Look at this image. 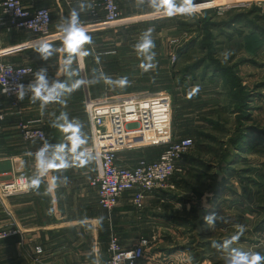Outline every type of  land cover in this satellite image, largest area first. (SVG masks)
<instances>
[{"label": "crops", "instance_id": "crops-1", "mask_svg": "<svg viewBox=\"0 0 264 264\" xmlns=\"http://www.w3.org/2000/svg\"><path fill=\"white\" fill-rule=\"evenodd\" d=\"M22 1L28 7H48L52 10L53 24L49 31V37L39 40L42 38L35 37L26 31H6L0 28V61L15 66H30L35 71L44 67L47 68V75L50 80L59 79L71 82V78L61 70V65L67 55H65V52H56L48 61H44L35 49L42 43H50L59 49L62 46L63 33L57 26L66 16H69L71 9L76 8L78 10L80 4L85 5L80 14L87 13L89 24L93 25L90 27L103 25V13L100 14L98 19L91 18L89 15L91 7H88V5H91L92 0ZM199 1L202 0H193V3ZM222 1L226 0H216L215 3ZM215 3H206L203 6L210 7ZM238 3H244V0H233L230 3L231 8L223 12L241 13L244 7L237 5ZM226 5L229 4L218 6V9ZM197 8L194 7V10ZM55 10L57 14L61 11V20L58 21L57 25L54 24ZM80 17H83V14ZM129 22L131 21L124 20L123 24ZM83 58L78 57L80 65H83ZM256 65H259L258 62ZM243 83L247 86L244 79ZM218 87L223 89V83L220 80ZM259 93L262 97L256 98V102L264 100V89ZM90 94L92 96L91 92ZM31 95V92H29V96L22 102V116L8 113L5 121L0 124V183L11 182L20 176L30 178L36 173L34 154L40 148V143L37 140H25L21 128L24 123L43 121V123L37 125L41 126L48 135V142L54 145L61 144L65 142V133L54 127L53 124L62 112H66L69 119L78 118L82 120L80 121L83 125L82 132L85 139L88 140L89 125L87 117L86 114L84 117L81 116L85 113L87 92L79 107L75 106V101H71V94H65L61 102L49 103L43 114H41L40 102H32ZM94 96H92L93 99H100L104 94L102 93L99 96L97 93ZM215 99H218L219 102L213 105L214 112L220 107H225V92L219 93V96ZM221 100L224 102L220 103ZM3 103H6V101L0 96V104ZM179 139H183V137ZM165 149V147L145 148L142 150L143 157L137 160L129 159L128 154L132 152L120 153L118 154L117 164L134 166L141 158L155 161ZM29 153L32 155H29ZM122 154H126V158L122 157ZM189 155H185L177 164V169L180 171L185 170L182 173L184 176L188 171L190 172L186 169H192V165L185 159ZM252 156L254 155H249L248 158L254 165L263 162V160L253 162L250 158ZM206 162L208 165H214V161L211 159L206 160ZM97 173L98 165L94 159L85 167L50 171L43 177L38 190L30 189L29 193L9 198L0 197V229L13 228L19 231L17 235L0 243V264H108L110 258L109 243L112 236L118 238L122 248H132L141 238L151 239L159 235L160 232L158 231L166 229L164 227H174L176 219H186V215L193 217L194 208L199 210L197 203L201 202L204 197L198 199L191 186L192 184H188V189H183L182 181L178 178L180 183L170 184V188L167 187L146 196L142 209H138L133 205L132 192H125L121 196L118 206L109 214L101 208L97 191L90 185ZM201 174L204 175V178L201 179L205 182L212 180L214 175V173L210 174V171H201ZM54 176L67 177V183L60 181L53 183ZM195 176L197 175L195 174ZM232 180L228 179L227 185L233 186L238 191ZM240 188L242 189L241 185ZM239 193L241 192L238 191V195L235 196L241 199L242 194ZM184 194H189L191 198H187L185 201ZM226 194L232 195L224 189L214 196L213 205L216 204V200L222 199L223 204H221V207H224ZM193 195L195 198H193ZM179 209L185 212L186 215H181ZM245 213L251 217H249L251 227H254L262 218L258 213L251 214L246 210ZM226 217L222 218L224 220L222 224L228 219ZM259 233H254V236ZM222 239L226 238L223 237ZM38 247L42 248L41 254L36 252ZM144 261L145 259L139 264H144Z\"/></svg>", "mask_w": 264, "mask_h": 264}, {"label": "rangeland", "instance_id": "rangeland-1", "mask_svg": "<svg viewBox=\"0 0 264 264\" xmlns=\"http://www.w3.org/2000/svg\"><path fill=\"white\" fill-rule=\"evenodd\" d=\"M175 2L177 6L182 3L180 0H176ZM247 5H250V3L248 2ZM252 8L257 7H246L245 9L249 10ZM121 10L122 19L116 24H113V27L107 26L106 24L90 27L93 25L89 24V18L86 16L87 13H82L83 17H80V21L84 27L86 26V32L92 37L93 42L90 45H84V48L90 51V54L83 58L84 68L80 65L78 58L74 60L71 66L72 69L78 71V75L72 76L71 80L83 81L77 90L71 93V101H75V106L79 107L82 104L85 93L89 91L90 82L94 79L97 81L92 83L94 93L96 95L98 93L99 96L103 93L108 98L126 96L132 93L167 92L172 96L174 139H179L189 134L195 135L194 130L199 127L205 130L206 133L217 138L218 141L224 142L222 144H226L228 133L232 128L234 129V114L231 111H225L221 107L215 110L216 112L212 109L213 105L219 102V100L215 98L224 90L222 87H218L217 83H211V81H209L211 78L209 75L205 79H202L201 72H199L197 74L198 80L200 81L195 82L193 85L191 84L188 92L184 93L177 84L179 78L178 72L187 63L200 60L205 53H202L200 46H196L192 48L187 55L181 57L178 56V50L180 48L183 49L187 43L195 39L197 40L200 37L202 32L201 29L199 30L198 22L203 20L208 13L215 22L228 20L231 18L228 14L231 13L219 14L217 9H208L192 12L191 14L183 15L176 13L169 16L164 9L157 10L150 5H139L135 3L134 0L123 1L121 3ZM54 13H56L54 24L57 25L58 21L61 20V11L57 14L55 10ZM232 14H234V12H232ZM124 20L131 22L123 24ZM181 22L188 23V27L192 28L194 32L180 30L181 26L179 25ZM149 28L154 29L152 32V39L154 40L155 48L152 51L155 52V58L152 63L155 67L145 71L140 65L142 62L146 63V61H144L143 56L137 54L134 45L139 41L142 33ZM242 29L245 32L248 31L247 28ZM221 30H224L222 31L224 33H221ZM214 32L218 35L220 41L224 42L220 46L218 56L227 62L240 60L239 58L243 55V52L239 48L241 38L238 32L230 27L227 29L224 27L223 29L218 28ZM225 32L234 34L232 41H228L229 39L227 40L228 36ZM175 56L177 57L176 60ZM254 59L258 62V66L250 63L240 66V75L251 89H254L257 83L261 81L264 82V47L254 56ZM105 77L113 81H117L121 77H127L128 83L124 86L108 84L104 81ZM197 87L199 90L195 91ZM222 102L224 101L221 100L220 103ZM252 106V121L248 124L264 129V100L255 101ZM218 114L222 115V120H227L224 125V130L226 132L214 129L212 125L205 120V118L217 120L216 117ZM79 121L82 120L79 119ZM203 141L208 145H218V143H214L210 139ZM256 142H258V140H256ZM198 148L199 147L194 144V147L188 154L197 156L200 152ZM126 154H122V157H125ZM128 155L130 156L129 159L135 160L143 157L142 150L134 151ZM257 156L254 155L250 158L253 162H261V160H264V156ZM202 157L204 160L208 161V159H211L214 161L213 166L215 168L210 171V174L214 173L213 179L210 180L211 182H205V180L200 178L202 177V174L200 175L201 171L206 172L203 168L198 169L199 171L197 172H189L188 170L191 168L186 169L188 172L185 176L184 174L182 175L185 170L180 171L177 169L178 171L174 176L184 179L182 183L183 189H188L189 185L192 184L191 186L196 188V191H204V197L201 202L197 203L199 210L206 209L208 210L206 215L209 213H216L221 219L224 216H227L226 218L228 219H226L222 225L215 222L214 227L201 225L202 232L199 233L195 224L198 219L195 220L196 215L193 214V217L190 215L188 216L179 209L181 215H186L188 218H186V220L192 221L194 226H178L175 224L174 227H164L166 229L158 231L160 232L157 236L158 239L154 241L152 247L147 251L144 264H224V256L226 253L218 255L209 252L205 258H201L204 255L201 254L203 249L199 247V242L202 240H223V237L228 238L236 235L238 231L237 226L239 225L244 227V232L240 237L248 238V242H235L231 246L244 251L259 252L261 255H264V231L262 233L258 232L259 234L254 236L253 227L250 225L251 217L246 215L243 209L242 199H239L238 196L226 194V204L224 207H221V204H223V202H221L222 199L216 200V204L213 205L214 203L212 202L215 200V197L214 193L211 191L212 185L217 177L215 174L217 160L213 156H208L206 153H202ZM195 174L198 177H196ZM173 177L167 183L168 188H170V184L174 183ZM232 183L235 184L238 191L241 192L239 194H242L243 192L238 181L233 179ZM220 188L221 186L218 187L217 192H219ZM183 197L185 201L187 198H191L189 194H184ZM193 198H195L194 195ZM197 234L204 235V238L202 240L200 237L195 239Z\"/></svg>", "mask_w": 264, "mask_h": 264}, {"label": "built area", "instance_id": "built-area-1", "mask_svg": "<svg viewBox=\"0 0 264 264\" xmlns=\"http://www.w3.org/2000/svg\"><path fill=\"white\" fill-rule=\"evenodd\" d=\"M124 0H92L89 15L98 19L103 13V22L112 26L122 19L121 3ZM212 0H202L194 4H203ZM139 5H150L149 0H134ZM250 5H247V3ZM237 5L257 7L264 17V0H244ZM231 8L215 6L202 10L217 9L223 14ZM224 11V12H223ZM198 12V11H193ZM188 14V13H185ZM183 14V15H185ZM53 24L52 10L48 7L32 8L22 0H0V28L6 31L21 30L42 38L49 37ZM119 25V24H118ZM113 27V26H112ZM175 56V60H176ZM36 71L30 66H15L0 61V96L6 103L0 104V124L8 113L23 115L22 102L19 99V84L28 85L34 79ZM85 114L89 125V137L84 148L89 149L96 157L97 176L90 185L96 189L100 206L111 214L118 206L125 192H132V203L142 209L149 194L164 189L177 172V164L194 147L191 138L175 140L172 124V96L167 92L132 93L126 96L111 97L106 95L93 99L87 92ZM38 122H27L21 125L25 140H37L40 147L48 141V135ZM148 147H165L155 161L141 158L134 166L118 165V154L134 152ZM20 176L11 182L0 183V197L9 198L29 193L30 189L21 183ZM13 228L0 229V243L17 235ZM157 237L141 238L132 248L124 249L118 238L112 236L109 243L110 258L108 264H139L145 259L147 251ZM37 254L42 248H36ZM131 253V256L129 254Z\"/></svg>", "mask_w": 264, "mask_h": 264}, {"label": "trees", "instance_id": "trees-1", "mask_svg": "<svg viewBox=\"0 0 264 264\" xmlns=\"http://www.w3.org/2000/svg\"><path fill=\"white\" fill-rule=\"evenodd\" d=\"M230 13L231 14L228 15H230L231 18L223 20L222 22H215L208 13L203 20L198 22L199 30L201 29L202 32V34L200 33V37L197 40L195 39L187 43L183 49L180 48L178 50V56L181 57L187 55L192 48L196 46H200L202 53H205L200 60L189 62L181 68L178 72V87L180 86L184 93H187L189 86L198 81L197 73L199 72H201L202 79H205L209 75L212 83L218 84L220 80L223 83V90L226 98V105L223 109L225 111H231L235 117L234 129L232 128L233 130L231 129L228 133V140L225 142L226 144H222L224 142L218 141L217 138L206 133L205 130L199 127L195 128V135L189 134L183 136V138H191L194 141L195 146L199 147L198 150L200 149L197 156L189 155L186 156L185 159L192 165V169H190V172H192L199 171L198 169L200 168H203L206 171H211L215 168L212 165H208L206 160L202 157V153H206L208 156L216 158V167L225 175L223 185L219 189V192L226 189L232 193V195H238V191L233 186L227 185L228 179H236L238 181L242 186L243 193L241 199L242 204L245 206L243 209L251 214L258 213V215L262 217L253 227V232L258 233L264 231V160L261 164L254 165L251 163L248 156H264V129L251 126L248 123L252 121L251 111L253 109V103L256 98L262 97L259 91H261L262 88L264 89V82L257 84L254 89L245 86L240 75V66L249 63L257 64L254 56H256L264 47V17L260 14V10L257 8L249 10L244 9L241 13L237 14ZM188 25V23L181 22L179 25L181 26L180 30H186L193 33L194 30L189 28ZM223 27L226 29L229 27L233 28L234 31L238 32L239 37L241 38L239 48L243 52V55L238 61L227 62L218 56L220 46L224 42L220 41L218 35L214 31L218 28L223 29ZM242 28H247L248 31L245 32ZM222 31L224 30H221V33H224ZM225 34L228 36L227 40L229 39L228 41H232L234 34L230 32H225ZM81 66L84 68L83 65ZM90 83L89 90L92 93V96L95 97L93 84L92 82ZM81 116L84 117L85 113L81 114ZM216 118L217 120L208 118H205V120L211 124L214 129L226 132L224 130V125L227 120H222L221 114H218ZM207 139L212 140L214 143H218V145L214 146L204 143L203 140ZM256 140H258V142H256ZM200 178H204V175ZM179 180H181L182 183L184 181V179L180 177ZM173 182L180 183L177 176L173 177ZM193 189L195 190L196 188L193 187ZM219 192H214V196ZM195 193L197 194L198 199H201L204 196L203 191L199 192L195 190ZM198 211L197 208H194L193 210V214L196 215L195 220L198 218ZM175 221L176 224L180 226H194L192 221L184 218H178ZM223 221L224 220L222 219H217L216 223L220 225ZM201 225L205 226L208 224L203 220ZM197 237H200L202 240L204 235L197 234L195 239H197ZM231 237L232 236L217 241L202 240L199 242V247L203 249L201 254L204 255L201 258H205L209 252L218 255L225 254V252L213 247V243L222 244L225 240ZM236 242L246 243L248 240L245 237H240Z\"/></svg>", "mask_w": 264, "mask_h": 264}, {"label": "clouds", "instance_id": "clouds-1", "mask_svg": "<svg viewBox=\"0 0 264 264\" xmlns=\"http://www.w3.org/2000/svg\"><path fill=\"white\" fill-rule=\"evenodd\" d=\"M143 3V0H140ZM150 6L159 10L164 9L169 16L176 13L191 14L194 11L193 0H182V3L177 6L175 0H149ZM91 7V5H88ZM85 8L84 4L79 5V10L71 9L69 16L64 18L57 26L63 33L62 46L57 49L50 43H42L35 51L40 58L48 61L56 52H66L67 55L61 65V70L69 78L78 75V71L72 69V64L76 58H83L90 54L88 49L84 48L86 44H92L93 40L87 34L85 27L80 21V12ZM154 29L149 28L145 30L139 41L134 45V49L138 55L144 57L140 67L145 71L154 68L152 61L155 58L154 40L152 39V32ZM105 83L118 84L124 86L128 83L127 77H121L117 81H113L108 77L104 78ZM92 83L97 82L95 79ZM83 83L82 80H72L71 82L53 79L50 80L47 75V68L41 67L34 73V79L28 85L19 84L17 87L21 90L19 99L23 100L24 96L31 92L32 102L39 101L41 114H43L46 106L52 102H61L65 94H71ZM198 87L195 91H198ZM54 127L59 128L65 133V142L61 144H51L45 141L44 144L35 152L36 173L30 177H21V183L29 189H39L43 177H45L52 170H66L72 167H85L96 157L93 153L82 146L87 143L82 132V123L78 118L69 119L66 112H62L56 118ZM29 155H32L29 153ZM60 181L67 183V177H53V183ZM220 217L216 213H209L204 216L205 222L214 227L215 222ZM238 231L236 235L225 240L222 244L213 243V247L226 253L224 256V264H264V255L255 251H244L239 248L231 247V245L240 239L244 232L242 225L237 226ZM131 256V253L129 254Z\"/></svg>", "mask_w": 264, "mask_h": 264}, {"label": "water", "instance_id": "water-1", "mask_svg": "<svg viewBox=\"0 0 264 264\" xmlns=\"http://www.w3.org/2000/svg\"><path fill=\"white\" fill-rule=\"evenodd\" d=\"M66 54L67 53L65 52V55ZM85 80H86V78H85ZM215 174L217 175V177H216V179L214 181V184L212 185L213 186L212 187V191H211L212 193L218 191V187L223 185V182H224V179H225L224 174L221 172V170L219 168L216 169V173ZM207 212H208V210H206V209H200L198 211V219L196 220L195 224H196V228L198 229L199 233L202 232L201 223H202V221L204 219V216L207 214Z\"/></svg>", "mask_w": 264, "mask_h": 264}, {"label": "bare ground", "instance_id": "bare-ground-1", "mask_svg": "<svg viewBox=\"0 0 264 264\" xmlns=\"http://www.w3.org/2000/svg\"><path fill=\"white\" fill-rule=\"evenodd\" d=\"M216 0H212V1H208V2H205L203 4H194V7H198L196 10L194 11H199L200 9L202 8H212V7H215V6H222V5H225V4H230L233 0H226V1H222V2H217L215 3ZM213 2L215 3L214 5L210 6V7H207V6H203V5H206V3H212Z\"/></svg>", "mask_w": 264, "mask_h": 264}]
</instances>
